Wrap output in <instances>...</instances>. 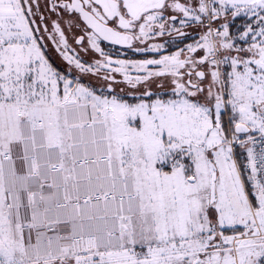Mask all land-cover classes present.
I'll return each instance as SVG.
<instances>
[{
    "label": "snow or ice",
    "instance_id": "snow-or-ice-1",
    "mask_svg": "<svg viewBox=\"0 0 264 264\" xmlns=\"http://www.w3.org/2000/svg\"><path fill=\"white\" fill-rule=\"evenodd\" d=\"M63 7L80 14L105 57L86 66L67 55L53 21L64 59L81 72L123 73L134 91L130 100L111 83L105 94L61 74L28 0H0V264H264V0ZM170 8L181 16L166 17ZM229 14L250 18L236 35ZM169 22L180 36L177 22L205 30L158 59L113 61L100 47L131 48L165 35ZM155 79L169 87L153 91Z\"/></svg>",
    "mask_w": 264,
    "mask_h": 264
},
{
    "label": "rangeland",
    "instance_id": "rangeland-1",
    "mask_svg": "<svg viewBox=\"0 0 264 264\" xmlns=\"http://www.w3.org/2000/svg\"><path fill=\"white\" fill-rule=\"evenodd\" d=\"M171 2V0H169ZM182 3H188L192 6H197L198 0H181ZM176 15L181 16L180 13L173 11L171 8L165 14L166 17ZM229 23V31L231 34H238V30H243L242 25L249 22L250 18L244 16L243 14L240 16V22L238 18L233 19L230 14L227 17ZM61 25L62 31H64L65 38L67 40V55L78 57L82 63L86 66L94 65L96 60H103L105 57H101L99 53H96L93 49H91L90 45L87 42V36L84 41L80 44L74 42V37L76 35V31L70 24L65 23L64 21H57ZM222 19L219 23H223ZM255 24V21H251ZM239 23V26H238ZM41 31L43 36L45 37L46 43L48 45V49L42 50L45 53L46 58L49 63L52 64L54 68H56L61 74L68 76V78L78 80L80 83H83L86 86L92 87L99 91H104L107 94L108 84H112V88L115 92H122L125 94L126 99H132L131 95H127L128 93L133 92L134 90L124 81L123 73L113 72L111 70L105 71L104 69H100L96 71L93 68L91 72H81L74 63L69 64L67 60L64 59V56L61 54L64 51V45L60 44L59 34L56 33L53 29V19L51 16L47 17L46 20L40 22ZM175 28L180 29V31L187 32L185 36H174L177 34L176 31L172 30L173 25L171 22L168 23V31L165 32V35L153 37L149 40L144 41L143 43L136 41L134 42L131 48L127 49H119L116 47H108L100 43V47L104 50V52L112 58L113 61L116 60H145V59H158L159 55L164 54H172L173 52L179 49H186L188 44H194L196 40L199 39L200 35L203 34L205 30V26H202L198 23H192L189 26L181 28L179 23L175 24ZM47 29V30H45ZM87 35V34H86ZM159 43L164 44L165 49L162 50L161 53H156L150 50V45ZM137 48L146 49L145 51H136ZM202 52H197L196 54H192L196 57L202 55ZM117 65L113 64L112 68H115ZM227 69L226 65L221 66V70ZM129 75L135 77L140 74L134 69H130L128 72ZM106 75H111L115 77V82L107 81L104 79ZM163 83L165 88L169 87V81L167 79H155L151 82L150 87L153 91H156L158 85ZM206 86V85H205ZM139 87V86H138ZM231 115L230 106H227L222 111V123L227 126L229 117ZM234 159L237 161L238 166L244 169L245 155L244 152L241 151L240 148L234 149ZM245 175H247V170L245 169Z\"/></svg>",
    "mask_w": 264,
    "mask_h": 264
},
{
    "label": "flooded vegetation",
    "instance_id": "flooded-vegetation-1",
    "mask_svg": "<svg viewBox=\"0 0 264 264\" xmlns=\"http://www.w3.org/2000/svg\"><path fill=\"white\" fill-rule=\"evenodd\" d=\"M70 0H28V4L32 8V12L34 15L30 17V20L35 21L34 24H32V27L34 29L39 28L40 31L36 32L35 34L37 37H39V43L41 44L42 48L45 50L48 49V45L46 43L45 37L43 36V33L41 31L40 22L47 19V17L51 16L53 21L57 20L64 21L67 24H70L73 26L75 31L77 32L74 37V42L76 43V40L80 36L86 37V25L80 16L78 12L67 10L63 7L65 3H69ZM187 33V32H186ZM103 45H106L108 47H116L119 49H127L119 46H115L112 44H109L105 41H101Z\"/></svg>",
    "mask_w": 264,
    "mask_h": 264
},
{
    "label": "built area",
    "instance_id": "built-area-1",
    "mask_svg": "<svg viewBox=\"0 0 264 264\" xmlns=\"http://www.w3.org/2000/svg\"><path fill=\"white\" fill-rule=\"evenodd\" d=\"M257 139H259L258 134H257ZM258 147H259V146H257V149H258ZM236 148H240L241 151L244 152V155H245V162H244V164L246 165V163H247V151H246V148L241 147L239 144H237V145L234 147V149H236Z\"/></svg>",
    "mask_w": 264,
    "mask_h": 264
},
{
    "label": "water",
    "instance_id": "water-1",
    "mask_svg": "<svg viewBox=\"0 0 264 264\" xmlns=\"http://www.w3.org/2000/svg\"><path fill=\"white\" fill-rule=\"evenodd\" d=\"M184 32V31H183ZM186 33V32H185ZM174 36H178V34H175ZM105 42H107V43H109V44H112V45H115V46H119V47H123V48H129V47H127V46H124V45H116V44H113V43H111V42H108V41H105ZM134 44V43H133Z\"/></svg>",
    "mask_w": 264,
    "mask_h": 264
},
{
    "label": "crops",
    "instance_id": "crops-1",
    "mask_svg": "<svg viewBox=\"0 0 264 264\" xmlns=\"http://www.w3.org/2000/svg\"><path fill=\"white\" fill-rule=\"evenodd\" d=\"M238 21L240 22V17H238ZM238 26H239V23H238Z\"/></svg>",
    "mask_w": 264,
    "mask_h": 264
}]
</instances>
